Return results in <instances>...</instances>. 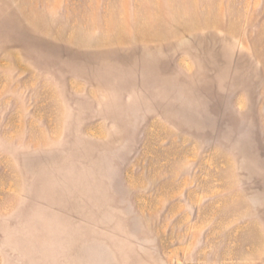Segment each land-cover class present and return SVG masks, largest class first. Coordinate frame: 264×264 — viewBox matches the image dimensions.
<instances>
[{"label": "rangeland", "instance_id": "374dc122", "mask_svg": "<svg viewBox=\"0 0 264 264\" xmlns=\"http://www.w3.org/2000/svg\"><path fill=\"white\" fill-rule=\"evenodd\" d=\"M0 264H264V0H0Z\"/></svg>", "mask_w": 264, "mask_h": 264}]
</instances>
